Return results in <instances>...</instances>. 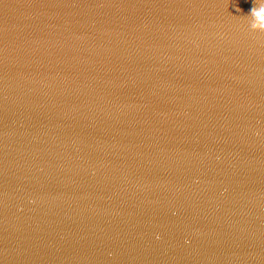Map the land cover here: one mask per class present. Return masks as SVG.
Masks as SVG:
<instances>
[{
	"label": "water",
	"instance_id": "water-1",
	"mask_svg": "<svg viewBox=\"0 0 264 264\" xmlns=\"http://www.w3.org/2000/svg\"><path fill=\"white\" fill-rule=\"evenodd\" d=\"M254 2L0 0V264H264Z\"/></svg>",
	"mask_w": 264,
	"mask_h": 264
},
{
	"label": "clouds",
	"instance_id": "clouds-1",
	"mask_svg": "<svg viewBox=\"0 0 264 264\" xmlns=\"http://www.w3.org/2000/svg\"><path fill=\"white\" fill-rule=\"evenodd\" d=\"M237 11H240L237 8ZM249 15L255 18V23L250 25L252 30H260L264 32V0H260V3H253V7L249 11Z\"/></svg>",
	"mask_w": 264,
	"mask_h": 264
}]
</instances>
